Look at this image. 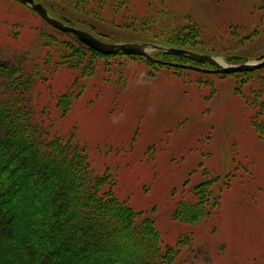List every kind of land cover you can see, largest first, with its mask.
Returning <instances> with one entry per match:
<instances>
[{
	"label": "rangeland",
	"instance_id": "obj_1",
	"mask_svg": "<svg viewBox=\"0 0 264 264\" xmlns=\"http://www.w3.org/2000/svg\"><path fill=\"white\" fill-rule=\"evenodd\" d=\"M42 1L107 42L160 44L195 25L194 50L224 65L238 63L231 54L254 59L264 52V0H126L98 12L77 0ZM53 27L30 5L0 0V62H39L30 78L32 111L44 114L39 122L50 135L84 142L92 167L110 171L115 193L156 220L164 245L194 243L196 264H264V136L235 93L237 77L159 66L137 54L98 59L78 86L79 72L62 66L59 54L42 60L41 34ZM259 85L251 81L245 91ZM69 86L75 97L65 109L59 97ZM201 183L214 206L186 221L180 208Z\"/></svg>",
	"mask_w": 264,
	"mask_h": 264
},
{
	"label": "trees",
	"instance_id": "obj_2",
	"mask_svg": "<svg viewBox=\"0 0 264 264\" xmlns=\"http://www.w3.org/2000/svg\"><path fill=\"white\" fill-rule=\"evenodd\" d=\"M77 5L98 12L107 5L121 9L128 2L77 0ZM49 12L59 18L55 10ZM69 22L78 26L72 20ZM53 29L41 34L45 47L42 60L49 64L59 54L57 60L62 66L79 72L78 86L80 77L94 74L98 59L139 56L104 54L72 33L55 26ZM197 34L195 25L188 26L157 42L194 50L196 44L192 40ZM27 55L23 53L24 57ZM152 55H163L166 61L194 63L186 55L163 50L153 51ZM232 55L229 60L239 61ZM148 60L159 66H173ZM38 65L32 60L20 68L0 62V264H196L195 244L180 239L176 244L164 245L156 220L115 193L116 181L110 171L100 173L92 167L84 142L75 135L51 136L49 129L39 122L44 114L38 116L32 111L30 92V78L35 72L32 67L38 69ZM263 69L222 74L237 77L235 93L248 106L255 127L264 136ZM255 80L262 85L246 92L245 85ZM66 91L59 102L68 109L75 90L69 86ZM205 189L201 183L195 198L180 208L184 220L199 221L210 213L206 207L214 206L215 196H207ZM70 210L74 212L71 214Z\"/></svg>",
	"mask_w": 264,
	"mask_h": 264
},
{
	"label": "water",
	"instance_id": "obj_3",
	"mask_svg": "<svg viewBox=\"0 0 264 264\" xmlns=\"http://www.w3.org/2000/svg\"><path fill=\"white\" fill-rule=\"evenodd\" d=\"M23 4L30 5L35 11L39 13L40 16H42L45 21L49 22L52 26H55L59 30L63 32H69L74 34L80 41L83 43H86L88 46H91L92 48L96 49L99 52H103L104 54H113V53H126V54H132V55H143L146 56L148 59L152 58L153 60L157 62H162L169 65H174L178 67H186L193 70H199L203 72H213V73H231V72H243V70H254L255 68H262L264 67V52L258 56H255L254 59H251L247 56H239L236 55V58L243 60L240 63H231L224 65L221 63V61L218 60V58L211 54V53H203L197 50H191L186 47H177V46H167L162 43H154V42H107L97 37L95 34H93L91 31H86L80 27H76L72 25L69 20H62L55 16H52L49 12V9L46 8V6L40 1L36 0H19ZM150 49L155 50H164L169 53H173L176 55H186L190 59L194 61H199L201 63H211L214 65V67H202L200 65H194L190 63H180L175 61H166L162 59H157L152 56V53L150 52Z\"/></svg>",
	"mask_w": 264,
	"mask_h": 264
},
{
	"label": "flooded vegetation",
	"instance_id": "obj_4",
	"mask_svg": "<svg viewBox=\"0 0 264 264\" xmlns=\"http://www.w3.org/2000/svg\"><path fill=\"white\" fill-rule=\"evenodd\" d=\"M188 58H189V57H188ZM189 59H190V58H189ZM191 60H192V59H191ZM192 61L194 62V63H192V64H195V63H196V64H199V63H201V62H199V61H194V60H192ZM175 62H177V61H175ZM196 64H195V65H196ZM202 64L205 65V64H207V63H202ZM199 65H201V64H199Z\"/></svg>",
	"mask_w": 264,
	"mask_h": 264
}]
</instances>
